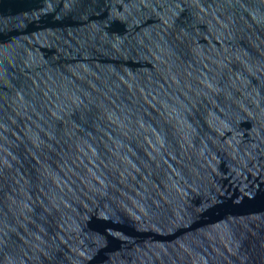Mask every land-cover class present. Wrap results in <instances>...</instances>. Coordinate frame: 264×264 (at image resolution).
Wrapping results in <instances>:
<instances>
[{"label":"water","instance_id":"1","mask_svg":"<svg viewBox=\"0 0 264 264\" xmlns=\"http://www.w3.org/2000/svg\"><path fill=\"white\" fill-rule=\"evenodd\" d=\"M0 264H264V0H0Z\"/></svg>","mask_w":264,"mask_h":264}]
</instances>
